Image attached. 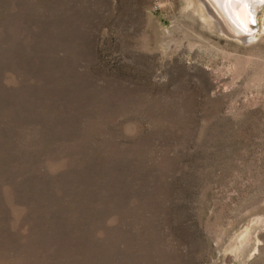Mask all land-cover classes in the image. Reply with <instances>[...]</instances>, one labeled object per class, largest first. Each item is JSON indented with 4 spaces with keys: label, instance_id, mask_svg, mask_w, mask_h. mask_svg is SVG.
<instances>
[{
    "label": "rangeland",
    "instance_id": "374dc122",
    "mask_svg": "<svg viewBox=\"0 0 264 264\" xmlns=\"http://www.w3.org/2000/svg\"><path fill=\"white\" fill-rule=\"evenodd\" d=\"M198 1L0 0V264H264V3Z\"/></svg>",
    "mask_w": 264,
    "mask_h": 264
},
{
    "label": "bare ground",
    "instance_id": "6f19581e",
    "mask_svg": "<svg viewBox=\"0 0 264 264\" xmlns=\"http://www.w3.org/2000/svg\"><path fill=\"white\" fill-rule=\"evenodd\" d=\"M199 1L206 13L216 19L222 31L227 33L231 32V35H237L242 40L248 39L250 36L245 34L246 30H244L245 25L242 17L245 15H253L264 3V0H229V2L226 0ZM188 2L195 4L196 0H188Z\"/></svg>",
    "mask_w": 264,
    "mask_h": 264
},
{
    "label": "water",
    "instance_id": "95a60500",
    "mask_svg": "<svg viewBox=\"0 0 264 264\" xmlns=\"http://www.w3.org/2000/svg\"><path fill=\"white\" fill-rule=\"evenodd\" d=\"M229 2V0H226ZM239 9V8H238ZM243 18V23L245 25L244 27V30H246L245 34H248V35H252L254 30L257 28V11H255V13L253 15H245L242 17ZM233 37H238L237 35L236 36H233Z\"/></svg>",
    "mask_w": 264,
    "mask_h": 264
}]
</instances>
